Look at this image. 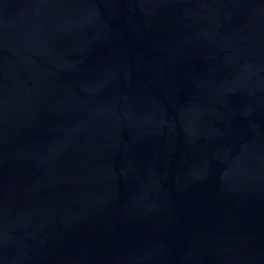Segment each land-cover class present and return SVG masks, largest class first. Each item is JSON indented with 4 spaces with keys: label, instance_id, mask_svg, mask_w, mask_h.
Segmentation results:
<instances>
[{
    "label": "water",
    "instance_id": "95a60500",
    "mask_svg": "<svg viewBox=\"0 0 264 264\" xmlns=\"http://www.w3.org/2000/svg\"><path fill=\"white\" fill-rule=\"evenodd\" d=\"M0 264H264V0H0Z\"/></svg>",
    "mask_w": 264,
    "mask_h": 264
}]
</instances>
